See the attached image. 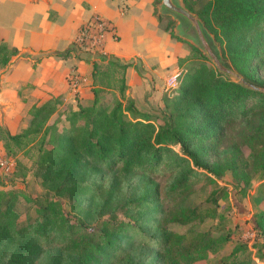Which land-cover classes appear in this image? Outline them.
<instances>
[{"label": "trees", "instance_id": "obj_1", "mask_svg": "<svg viewBox=\"0 0 264 264\" xmlns=\"http://www.w3.org/2000/svg\"><path fill=\"white\" fill-rule=\"evenodd\" d=\"M198 1L181 0L212 35L223 62L258 89L226 77L189 43L190 58L198 63L192 73L184 74L176 95L163 97L166 112L157 128L152 114L136 108L132 98L124 106L117 100L112 108L99 103L102 87L93 88L91 105L78 104L65 115L59 132L56 124L47 123L53 103L34 107L29 125L6 135L19 141L43 128L45 138L47 130H53L51 147L39 160V175L47 189L69 199L77 218L64 214L61 201L46 199L34 220L19 222L18 193L0 190V264H194L229 239V234L215 237L193 229L180 233L170 225L215 216L218 194L206 199L205 208L186 205L197 177L213 182L229 171L245 191L252 173H264V91L259 89L264 88L259 74L264 65V0H206L197 7ZM16 53L0 45V69ZM101 59L110 70L103 75L121 73L118 89L123 97L128 64L105 55ZM93 68L94 75L100 72L97 63ZM235 124L249 132L230 135L227 129ZM226 137L227 145L220 148ZM244 147L251 150L250 159ZM168 170L173 178L161 195L160 183L153 178ZM261 190L257 203L264 201V186ZM118 211L123 220L116 217ZM255 220L264 235V208ZM112 250L115 255L109 258ZM242 250L235 246L220 263L251 264L235 256Z\"/></svg>", "mask_w": 264, "mask_h": 264}, {"label": "crops", "instance_id": "obj_2", "mask_svg": "<svg viewBox=\"0 0 264 264\" xmlns=\"http://www.w3.org/2000/svg\"><path fill=\"white\" fill-rule=\"evenodd\" d=\"M159 2L0 0V42L16 49L10 61L21 53L27 55L18 58L1 78L0 102L4 108L0 117L4 124L10 129L24 118L27 122L34 107L50 100L71 102L78 97L83 104L92 98L94 63L106 60L100 54L78 49L74 39L79 27L95 14L114 27L104 39L105 56L128 64L125 83L135 101L143 98L149 88L147 82L158 85L178 77L182 67L177 61L187 49L158 18ZM72 72L80 75L76 88L68 81Z\"/></svg>", "mask_w": 264, "mask_h": 264}, {"label": "rangeland", "instance_id": "obj_3", "mask_svg": "<svg viewBox=\"0 0 264 264\" xmlns=\"http://www.w3.org/2000/svg\"><path fill=\"white\" fill-rule=\"evenodd\" d=\"M205 2L206 0H199L197 7L203 5ZM159 5L160 2L158 3L157 8ZM160 15L162 16L161 20L163 25L167 26L169 31L178 38L186 41L183 42L179 40L187 49V53L184 56H181L177 61L178 66L182 67V72L179 73V76L175 79L173 84H170L168 81L158 85L151 83V81L147 82L146 87L149 85V88L143 94V98L135 101L127 93V87L124 91V96H121L118 89V79L121 76L119 71L103 75V71L106 72L110 70L106 68V63H97L99 68L96 71L100 72H96L94 75L93 68V86L102 87L103 89L99 93V103H106L109 105V108H112L117 100H120L124 106L127 104L128 99L132 98L136 108L140 111L152 114L153 119L151 122L156 128L162 123V114L166 112L163 97L165 95L168 97L176 95L184 74L192 73V66L198 63V60L190 58L192 55L190 44L198 47L194 41L196 37L193 30H190V35L194 40L187 38L180 33L177 28L178 21L176 19L168 15ZM2 44L3 43L0 42V45ZM210 63H212L211 60ZM259 74L264 78V65ZM225 76L228 77L227 75ZM93 88L91 89L92 93ZM259 89L264 91V88ZM93 99L94 94L92 98L81 105L89 106L92 104ZM79 101L80 99L78 97L73 98V101L71 102H65L63 98L50 100L54 105V111L47 123L56 124V131H61L63 125L66 124V120L64 119L65 115L69 114L72 110H77V105L80 104ZM125 113L130 118L135 117L134 114L129 113L128 111H125ZM31 117L32 115H30L27 122L26 118L22 119L20 125L11 127L10 129L2 121L3 117H0V152L10 156L15 163L12 171L5 172L0 170V190H12L18 193L16 213L18 214L19 222H29L34 220L37 215V209L46 199H57L61 201L64 214L67 215L69 219L74 220L77 216L70 206L69 199L66 196H56L53 191L47 189L42 183V177L39 175V160L42 153L51 147V143L48 141L53 135V130L48 129L45 138L42 137L43 128L40 133L25 136L19 141H14L6 135L7 133L13 134L23 131L29 125ZM21 125L25 127L21 128ZM240 130H243L246 133L249 132L246 128L243 129L242 125L237 124L231 125L227 129V132H229L230 135H235ZM226 145L227 137L222 145H220V148H223ZM174 148L178 150V147ZM243 153L248 159L251 158L252 153L248 147L243 148ZM172 178L173 177L169 176V170L160 171L157 175H154L153 180L160 183L161 195L165 194L166 186L171 182ZM263 186V172L252 173L250 184L245 191L240 190V187H238L229 171L214 178L213 182L208 181V179L203 176L197 177L193 181L189 197L185 201L186 205L197 204L202 208H205L209 206L206 199L212 194H218L219 198L217 204L214 205L215 216L212 218L208 217L203 222H196L191 225L171 224L170 228L180 233L186 232L188 229H193L198 232L209 231L215 237L226 234L230 235L229 239L223 244L221 249L215 253L209 251L206 259L198 260L194 264H221L220 260L228 256L237 245L243 247V250L235 255L238 260L246 258L247 260H250L251 264H264V235L260 233L255 220L256 213L264 208V201L261 203L255 201V197L261 193V188L263 189ZM116 217L118 220L124 219L121 211L117 212ZM103 218H107V215L103 216ZM95 222L96 221L92 220L90 223L93 224ZM113 255H115V252L112 250L108 257L113 258Z\"/></svg>", "mask_w": 264, "mask_h": 264}, {"label": "water", "instance_id": "obj_4", "mask_svg": "<svg viewBox=\"0 0 264 264\" xmlns=\"http://www.w3.org/2000/svg\"><path fill=\"white\" fill-rule=\"evenodd\" d=\"M158 14L168 15L178 21L177 28L180 33L194 40L190 35V30H193L195 34V42L198 47L205 53V55L211 60L216 68L223 74L227 75L234 81L244 84L248 87L258 89L256 86L248 83L242 75H240L233 68L227 66L220 55L215 51V42L212 35L208 32L202 21L197 17L196 14L190 12L184 7L181 0H160L158 7ZM26 54H19L17 57L10 61L4 70L0 72V82L2 76L8 71L10 66L18 59L26 57ZM1 91V88H0ZM4 104L0 102V113L3 115Z\"/></svg>", "mask_w": 264, "mask_h": 264}, {"label": "built area", "instance_id": "obj_5", "mask_svg": "<svg viewBox=\"0 0 264 264\" xmlns=\"http://www.w3.org/2000/svg\"><path fill=\"white\" fill-rule=\"evenodd\" d=\"M113 32V25L107 19L95 14L79 27L74 44L82 51L105 55L103 47L105 36ZM176 78L177 76L173 77L170 84H173ZM68 81L72 88H76L80 82V75L72 72L68 76ZM14 166L13 159L0 152V170L9 172L14 169Z\"/></svg>", "mask_w": 264, "mask_h": 264}]
</instances>
